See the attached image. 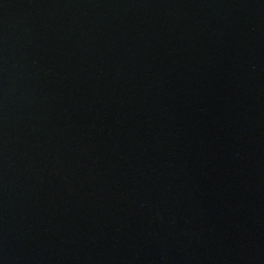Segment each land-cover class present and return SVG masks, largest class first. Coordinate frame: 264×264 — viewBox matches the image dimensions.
Listing matches in <instances>:
<instances>
[{
    "label": "water",
    "instance_id": "95a60500",
    "mask_svg": "<svg viewBox=\"0 0 264 264\" xmlns=\"http://www.w3.org/2000/svg\"><path fill=\"white\" fill-rule=\"evenodd\" d=\"M0 264H264V0H0Z\"/></svg>",
    "mask_w": 264,
    "mask_h": 264
}]
</instances>
